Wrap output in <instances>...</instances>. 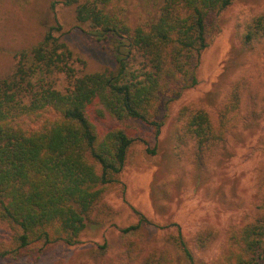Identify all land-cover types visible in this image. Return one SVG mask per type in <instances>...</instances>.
<instances>
[{
  "label": "trees",
  "instance_id": "obj_1",
  "mask_svg": "<svg viewBox=\"0 0 264 264\" xmlns=\"http://www.w3.org/2000/svg\"><path fill=\"white\" fill-rule=\"evenodd\" d=\"M232 1L161 0L156 18L133 26L113 10V0H61L73 6L76 21L88 24L93 39L109 41L115 67L76 75L73 52L57 34L61 26L51 25L40 41L15 54L12 72L0 76V223L11 231V239L0 243V257L42 252L57 242L77 244L94 215L109 213L101 198L120 182L134 141L129 122L159 131L161 96L167 107L196 85L200 54L209 45L207 18ZM262 36L260 14L242 40L251 45ZM59 73L68 80L61 89L53 79ZM240 94L234 86L213 116L181 108L178 151L191 149L190 159L202 164L208 150L211 155L224 143ZM262 200L256 217L230 230V247L213 264H264ZM138 215L136 223L119 228L129 261L173 264L170 244L186 264H208L194 258L178 225L157 245L143 232L150 222ZM208 236L198 234L196 241L203 245Z\"/></svg>",
  "mask_w": 264,
  "mask_h": 264
},
{
  "label": "rangeland",
  "instance_id": "obj_2",
  "mask_svg": "<svg viewBox=\"0 0 264 264\" xmlns=\"http://www.w3.org/2000/svg\"><path fill=\"white\" fill-rule=\"evenodd\" d=\"M111 5L134 26L156 18L161 0H113ZM260 14L264 0H233L207 18L209 45L200 54L196 85L167 107L161 96L157 133L153 126L129 122L134 141L120 182L101 198L109 213L94 215L77 244L57 242L42 252L0 257V264H137L123 254L119 228L136 223L138 213L150 222L143 232L155 244H165L164 233L178 225L197 261L218 262L230 247V230L256 217L264 196V36L251 45L242 40ZM51 25L61 26L57 34L73 52L76 75L115 67L109 41L93 39L88 24L76 21L73 6L61 0H0V76L10 74L15 54L40 41ZM53 79L57 88L68 85L64 74ZM234 86L241 90L239 107L230 113L225 141L211 155L208 150L199 165L190 159L191 149L183 153L176 147L178 113L183 107L201 108L213 116ZM198 234L209 235L203 245ZM10 239L11 231L0 223V243ZM168 246L173 264H186Z\"/></svg>",
  "mask_w": 264,
  "mask_h": 264
}]
</instances>
